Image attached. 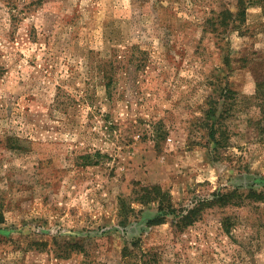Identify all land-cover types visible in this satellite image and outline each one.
Instances as JSON below:
<instances>
[{"label": "rangeland", "instance_id": "rangeland-1", "mask_svg": "<svg viewBox=\"0 0 264 264\" xmlns=\"http://www.w3.org/2000/svg\"><path fill=\"white\" fill-rule=\"evenodd\" d=\"M263 81L264 0H0V264H264Z\"/></svg>", "mask_w": 264, "mask_h": 264}, {"label": "trees", "instance_id": "trees-1", "mask_svg": "<svg viewBox=\"0 0 264 264\" xmlns=\"http://www.w3.org/2000/svg\"><path fill=\"white\" fill-rule=\"evenodd\" d=\"M256 89L257 90H256L255 100H256V106L259 109V117L254 119L253 123L255 124V126H257L261 140L264 141V81L257 83ZM255 194L257 193L251 192V195L255 196ZM230 196L231 195L229 194H227V196L226 194L223 196L221 195L219 199L215 200V202L217 203H223V201L226 202L227 200L231 199ZM191 213H194V212L190 211L189 214L184 215L181 218V222H187V224L192 222V221H189L191 219V215H190Z\"/></svg>", "mask_w": 264, "mask_h": 264}]
</instances>
